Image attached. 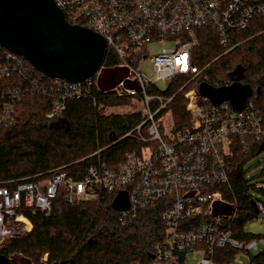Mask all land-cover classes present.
Returning a JSON list of instances; mask_svg holds the SVG:
<instances>
[{
	"label": "built area",
	"instance_id": "1",
	"mask_svg": "<svg viewBox=\"0 0 264 264\" xmlns=\"http://www.w3.org/2000/svg\"><path fill=\"white\" fill-rule=\"evenodd\" d=\"M53 1L70 23L101 34L107 51L126 69L125 79L105 92L130 97L132 106L140 103V109L130 107V112H141L143 119L125 136L145 145L126 152L114 168L97 158L81 177L60 167L19 179L13 186H9L11 181L0 183V246L31 230L24 210L48 214L59 196L74 204L93 199L101 191L115 195L125 190L129 205L117 211L121 224L133 221L140 209L162 198L168 203L157 217L163 235L151 245L145 264H186L188 253H193L194 264H241V253L258 248L264 236L244 239L235 234L239 208L235 199L226 197L232 193L227 168L233 140L243 145L253 138L264 141V117L249 97L241 108H234L229 100L213 104L198 93L197 86L188 84L206 67L192 63L195 29H211L227 51L233 46V32L246 28L253 16L264 15V0ZM150 41H161L164 46L155 52L147 45ZM168 41L172 44L167 45ZM145 61L151 73L144 69ZM36 71L21 54L0 49V128L15 122L16 104L27 94L49 97L47 118L62 113L71 100L87 97L95 103L99 89L90 77L75 82L51 78L45 83ZM180 74L190 79L166 95L158 81L169 85ZM127 81H135L137 86ZM182 90L190 124L182 132H173L171 127L162 130V117L168 112H161ZM152 101L157 103L155 107ZM254 188H264V182L255 183ZM253 201L254 216L264 219V201ZM226 205L230 208L223 210ZM41 260L48 264L47 253Z\"/></svg>",
	"mask_w": 264,
	"mask_h": 264
},
{
	"label": "trees",
	"instance_id": "2",
	"mask_svg": "<svg viewBox=\"0 0 264 264\" xmlns=\"http://www.w3.org/2000/svg\"><path fill=\"white\" fill-rule=\"evenodd\" d=\"M196 46L192 50V63L204 68L202 75L189 84L196 87L207 81L213 85L234 81L249 84V97L264 117V15H255L244 29L232 33V49L223 53L217 35L207 27L195 29ZM3 50V48H0ZM120 60L110 50L105 54L101 69L113 71ZM45 83L50 77L36 71ZM95 81V75L90 77ZM180 74L172 79L165 90L166 95L177 91L187 79ZM120 80L115 74L101 79L104 86L96 93L95 103L90 98H80L67 103L66 109L53 118H47L50 99L42 93H31L16 104V120L0 128V183L31 177L37 173L63 167L68 173L81 177L88 165L97 158L108 167H117L128 151L139 150L144 142L126 135L139 124L143 116L135 112H109V107L130 104V97H117L106 93ZM117 81V82H116ZM148 91H152L149 87ZM183 92H177L166 104L169 110L172 131L182 132L190 124L184 109ZM152 101L151 106L155 107ZM144 132V131H143ZM264 141L248 139L243 145L233 140L232 154L228 162V175L232 193L226 197L235 199L239 213L234 221L235 234L244 239L260 235L244 233V222L254 216L252 198L248 194V180L244 176V163L259 151ZM98 150V153L93 154ZM254 186V184H253ZM264 194V188H259ZM114 193L101 191L93 199L69 204L59 196L50 212L24 210L23 214L32 224L23 236L13 238L0 247V255L7 257V264H38L47 253L48 264H145L150 257L151 245L163 235L159 213L167 206L166 198L139 210L136 218L121 224L118 212L112 209ZM228 205L223 210H228ZM254 262L264 264V250L254 257ZM42 264V263H39Z\"/></svg>",
	"mask_w": 264,
	"mask_h": 264
},
{
	"label": "water",
	"instance_id": "3",
	"mask_svg": "<svg viewBox=\"0 0 264 264\" xmlns=\"http://www.w3.org/2000/svg\"><path fill=\"white\" fill-rule=\"evenodd\" d=\"M0 46L21 54L44 75L69 82L95 75L107 52L101 34L70 23L53 0H0ZM197 90L213 104L229 100L234 108H241L252 94L251 86L239 81L223 85L201 81ZM128 205L127 192L118 190L112 209ZM251 205L256 211L255 201ZM0 264H7L6 256L0 255Z\"/></svg>",
	"mask_w": 264,
	"mask_h": 264
},
{
	"label": "rangeland",
	"instance_id": "4",
	"mask_svg": "<svg viewBox=\"0 0 264 264\" xmlns=\"http://www.w3.org/2000/svg\"><path fill=\"white\" fill-rule=\"evenodd\" d=\"M238 43L232 44V42H231V45H233L232 48ZM166 44L171 45L172 43L168 41ZM147 45L149 48L153 49L155 52H159L161 50V48L164 46L161 41H150ZM229 50H227V51H229ZM227 51L225 49L223 51V53H225ZM143 67L148 73H151V67L146 61L144 62ZM113 69H114L113 71H107V70H104V68H102V69L100 68V70L95 74V82H96L97 86H99L101 89L104 87L101 84V79L104 78L105 76L107 77V75H109V72H110V74L114 73L115 76L120 79L119 81H121L122 79H125V77L127 75V71L124 67L115 66ZM186 76L188 78L184 81V83L190 79L189 75H186ZM118 82L113 87H115L118 84ZM127 82H130L129 84L131 86H134V87L137 86V83L135 81H127ZM157 84L163 90H165L168 86V84L162 80L158 81ZM189 86L191 87V84ZM113 87H111V88H113ZM183 98H184V109H185L186 99H185L184 95H183ZM261 101L264 102V96H262ZM132 105H134V104L131 102L130 104H124V105H121L118 107L117 106L109 107L106 110V113H109V112H118V113L123 112V113H125V112H130V109H131L130 107H137L138 109L141 108L140 103L135 104V106H132ZM167 111H168V113L165 114L166 116L162 117V121H161L162 130H170V127H172L171 115H170L169 110H167ZM185 111H186V109H185ZM186 113H187V111H186ZM187 115L189 117L188 113H187ZM189 121H190V117H189ZM243 170H244V176H245L246 180H248V184H250V186L248 188L249 196L253 200L256 199V200L264 201V194H262L260 192V190H258L257 188H254V186H253V184H255V183L264 182V150L259 151L257 153H254V155L251 156L244 163ZM243 231H244V233H250L253 235L264 236V219L256 217V216H253V217L247 219L243 224ZM9 241L5 242L3 245L8 243ZM3 245H1V246H3ZM262 250H264V242H259L258 248L252 249L249 253H247V252L241 253V255L239 256V261L241 262V264H258L256 262H254L253 257ZM41 259H42V256L39 259V263L43 264ZM194 262L195 261L193 259V253H188V255H186V264H194ZM57 264H60V263H57ZM135 264H137V262H135Z\"/></svg>",
	"mask_w": 264,
	"mask_h": 264
}]
</instances>
